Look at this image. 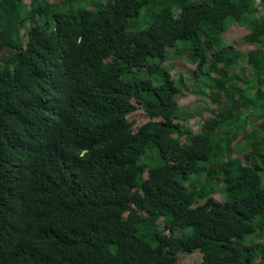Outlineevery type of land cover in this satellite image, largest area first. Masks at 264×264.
Masks as SVG:
<instances>
[{
  "label": "trees",
  "instance_id": "1",
  "mask_svg": "<svg viewBox=\"0 0 264 264\" xmlns=\"http://www.w3.org/2000/svg\"><path fill=\"white\" fill-rule=\"evenodd\" d=\"M170 59L220 105L199 133ZM263 232L264 0H0V264H255Z\"/></svg>",
  "mask_w": 264,
  "mask_h": 264
},
{
  "label": "rangeland",
  "instance_id": "2",
  "mask_svg": "<svg viewBox=\"0 0 264 264\" xmlns=\"http://www.w3.org/2000/svg\"><path fill=\"white\" fill-rule=\"evenodd\" d=\"M51 1L57 3L60 0H51ZM245 34H246V31L244 28L235 27L234 25H232V27L228 30V32L223 37L224 43L227 47L233 50H239V51H242L243 53H248L250 50L253 49V47L247 45L244 42ZM23 40L26 41L27 37L24 36ZM242 64L246 65L245 62H242ZM162 66L168 68L173 77L179 78L182 75L183 78L186 80L187 85L185 86L184 91L180 95H178L177 103H178V106L181 108L182 112L187 117V120L183 122L185 126L191 131H193V133L195 134L199 133L202 128L203 122L209 118H213L214 114L212 110L217 111L220 105L212 102L213 97L210 95V92L208 89H205L206 95L204 97H202L200 94H198L195 91L194 85H192L191 82L195 81L196 79V75H195L196 65H193L185 61V59H170L164 62ZM222 100H224V98H222ZM226 109L228 110V108ZM233 118L235 119L236 117H233ZM129 121L133 124L135 131H137L139 127H141L143 124H146L149 121V118L143 109H139L137 112H135L129 117ZM249 121H253L254 123L249 124L245 128V134L252 133L254 131H260V132L262 131V128H261L262 120L261 119H257L255 116H251L248 118V122ZM230 128L233 129V127H228L227 129L230 130ZM227 129L225 128V131ZM223 135H224V132H223ZM243 137H244V134H241L238 140L233 142L232 157L238 158L244 161L245 157H244V152L242 150V148L244 147L243 143L240 144L241 151H238L236 149V145L238 141L243 142L242 141ZM181 141L185 142V139L182 138ZM144 159L145 158H143V160ZM213 197L219 201L223 200L222 194L219 190L213 194ZM166 233L170 234L169 230H167ZM252 240L255 243L258 242V243L264 244V232L256 236L254 239L252 238ZM179 257H180V260H178V264H200L202 261V254L199 251L193 254L182 253L179 255ZM255 264H264V262H261V260L259 259L258 261H256Z\"/></svg>",
  "mask_w": 264,
  "mask_h": 264
}]
</instances>
